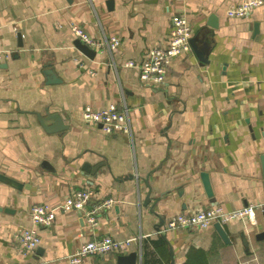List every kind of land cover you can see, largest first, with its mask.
Wrapping results in <instances>:
<instances>
[{
  "label": "crops",
  "instance_id": "obj_1",
  "mask_svg": "<svg viewBox=\"0 0 264 264\" xmlns=\"http://www.w3.org/2000/svg\"><path fill=\"white\" fill-rule=\"evenodd\" d=\"M237 2L115 0L110 9L107 0H0V44L9 52L0 63V264H71L83 241L104 235L135 237L126 253L137 254L133 264H264V4L229 16ZM176 13L189 18L205 61L192 48L172 60L162 83H145L125 62L167 45ZM211 13L216 28L207 25ZM72 23L120 44L92 47L90 57L77 48ZM48 67L57 81L47 83ZM110 104L128 105L132 132L107 134L82 120L85 106ZM47 109L69 128L47 132L35 114ZM88 187L93 203L114 199L96 228L73 209L57 211L50 227L34 226L31 205H55ZM251 203L263 204L255 221L224 223L227 240L214 224L158 232L178 212ZM22 227L41 237L28 253L14 239ZM118 256L89 255L82 264H119Z\"/></svg>",
  "mask_w": 264,
  "mask_h": 264
},
{
  "label": "built area",
  "instance_id": "obj_2",
  "mask_svg": "<svg viewBox=\"0 0 264 264\" xmlns=\"http://www.w3.org/2000/svg\"><path fill=\"white\" fill-rule=\"evenodd\" d=\"M262 4H264V0H238L236 4L228 7L227 14L233 17H244ZM171 22L167 45H153L139 63L132 60L125 62L126 67H137L139 69V77L145 83H162L169 73L172 60L192 51L191 34L193 29L189 18L185 13H176L172 16ZM70 28L76 38L93 48L108 49L113 52L120 44L117 36H112L105 41L96 40L82 25L77 23H72ZM8 53L0 44V63L6 60ZM76 60L79 61L78 58ZM89 72L93 76L96 74L93 69H90ZM81 118L86 123L100 126L107 134L132 132L130 109L127 104L120 108L115 104H110L104 108H93L87 105L82 110ZM94 194L95 191L88 187L75 190L55 205L34 203L29 209V217L34 226L50 227L56 219L57 211L73 209L80 212L85 224L94 229L99 225V212L114 203L112 198L93 203ZM259 208H263V204L251 203L235 209H225L221 205H214L196 208L190 212H178L167 218L158 229V232L167 233L182 229L198 230L207 228L217 222L223 225L234 219L247 218L250 222H254L256 210ZM14 239L19 249L24 253L34 250L41 241L38 229L35 227L19 228L15 232ZM135 240V237L116 239L110 235L85 240L69 256V262L71 264H82L89 255L126 254Z\"/></svg>",
  "mask_w": 264,
  "mask_h": 264
},
{
  "label": "water",
  "instance_id": "obj_3",
  "mask_svg": "<svg viewBox=\"0 0 264 264\" xmlns=\"http://www.w3.org/2000/svg\"><path fill=\"white\" fill-rule=\"evenodd\" d=\"M114 3H115V0H107V5L110 9L113 8ZM207 25H209L211 27H215V28L218 27V16H217V14L211 13L209 15L208 20H207ZM256 30H257V25L255 28V31ZM18 40H19V44L23 45L22 34L20 32L18 33ZM75 44H76L77 48H79V50H81L86 55H88L90 57L94 56L95 50L92 47H90L89 45H87L86 43L82 42L79 38L75 41ZM191 45H192V48H194V50L198 54L199 58L201 59V62L203 63L205 61V57L198 50L193 37H191ZM44 73L47 77V83L57 81L58 78H57L53 68L48 67L47 69L44 70ZM35 114L37 115V118H38L41 126L49 133H56V132L60 133V132H63L69 128V124L67 122H65V117L60 112L47 109L45 114H42L39 111H35ZM102 165L103 164H99L98 166L94 167L91 170L92 173H95L98 170V168H100V166H102ZM263 165H264V156H263ZM84 169L87 171H90L88 166L84 167ZM0 178H3V177L0 176ZM201 178H202V181H203V184H204L206 191L210 194L211 193V190H210L211 185H210L209 174L207 172H202ZM148 185H149V183H148ZM149 188H150V185H149ZM149 195H150V193L146 197V201L148 203H150V201H151ZM148 203H146V204H148ZM4 210L9 211L8 208H5ZM214 225L218 229V231L220 232L222 237L227 240V233L225 232L223 225H221L218 222L215 223ZM257 238L258 239L264 238V232L261 234H258ZM136 258H137V254L135 252H131L129 254H120L118 256V262H119V264H133L136 262Z\"/></svg>",
  "mask_w": 264,
  "mask_h": 264
}]
</instances>
